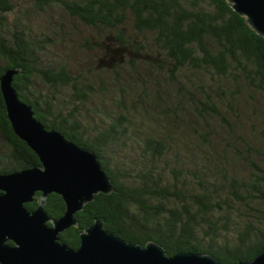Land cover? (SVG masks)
Segmentation results:
<instances>
[{"label": "trees", "instance_id": "obj_1", "mask_svg": "<svg viewBox=\"0 0 264 264\" xmlns=\"http://www.w3.org/2000/svg\"><path fill=\"white\" fill-rule=\"evenodd\" d=\"M10 69L35 118L93 151L114 188L61 243L77 249L99 220L168 256L264 251V37L226 0H0V76ZM38 166L0 91V174ZM64 208L55 193L44 204L53 219Z\"/></svg>", "mask_w": 264, "mask_h": 264}, {"label": "water", "instance_id": "obj_2", "mask_svg": "<svg viewBox=\"0 0 264 264\" xmlns=\"http://www.w3.org/2000/svg\"><path fill=\"white\" fill-rule=\"evenodd\" d=\"M226 1L264 37V0ZM17 73L10 69L0 76V91L14 134L35 153L40 166L0 174V264H222L202 253L168 256L155 242L145 246L126 242L106 231L99 220L80 234L77 249L61 243L59 234L78 224L75 214L95 195L110 194L114 188L93 151L48 130L35 118L31 105L13 86ZM37 193L38 207L30 211L25 205ZM52 193L61 196L65 206L57 219L44 210ZM235 264H264V251L252 261Z\"/></svg>", "mask_w": 264, "mask_h": 264}, {"label": "rangeland", "instance_id": "obj_3", "mask_svg": "<svg viewBox=\"0 0 264 264\" xmlns=\"http://www.w3.org/2000/svg\"><path fill=\"white\" fill-rule=\"evenodd\" d=\"M33 23V22H32ZM68 23L72 26H75V27H78L80 26L79 23L77 21H68ZM75 51H76V54L78 55L80 52L78 51V49L76 47H74Z\"/></svg>", "mask_w": 264, "mask_h": 264}]
</instances>
